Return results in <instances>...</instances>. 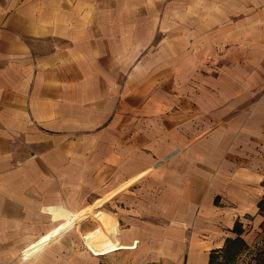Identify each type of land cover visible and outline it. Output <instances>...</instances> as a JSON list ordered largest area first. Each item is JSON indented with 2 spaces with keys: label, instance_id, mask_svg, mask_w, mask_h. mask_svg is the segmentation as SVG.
<instances>
[{
  "label": "crops",
  "instance_id": "obj_1",
  "mask_svg": "<svg viewBox=\"0 0 264 264\" xmlns=\"http://www.w3.org/2000/svg\"><path fill=\"white\" fill-rule=\"evenodd\" d=\"M260 201L264 0H0V264H209Z\"/></svg>",
  "mask_w": 264,
  "mask_h": 264
},
{
  "label": "rangeland",
  "instance_id": "obj_2",
  "mask_svg": "<svg viewBox=\"0 0 264 264\" xmlns=\"http://www.w3.org/2000/svg\"><path fill=\"white\" fill-rule=\"evenodd\" d=\"M261 213L264 215V208L261 209ZM239 237L243 240V244L233 247L235 250L238 249L234 257L227 260L224 253L221 258L215 259L213 264H264V229L257 228L254 231L252 238L248 241L250 245L246 244L241 236Z\"/></svg>",
  "mask_w": 264,
  "mask_h": 264
},
{
  "label": "trees",
  "instance_id": "obj_3",
  "mask_svg": "<svg viewBox=\"0 0 264 264\" xmlns=\"http://www.w3.org/2000/svg\"><path fill=\"white\" fill-rule=\"evenodd\" d=\"M260 205L264 204V201H260L259 203ZM242 231L241 225L236 222L234 227H233V232L238 233V235L240 234V232ZM240 244H243V240L238 236L237 238H235L234 240H229L228 241V245H226V252H225V256L227 258V260H230L234 257L235 253H237L235 250L233 249V247L240 246ZM217 257L214 254H211L210 256V260H209V264H213L214 260Z\"/></svg>",
  "mask_w": 264,
  "mask_h": 264
}]
</instances>
